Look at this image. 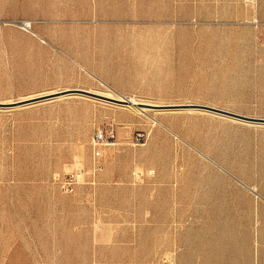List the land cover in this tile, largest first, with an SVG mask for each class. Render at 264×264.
<instances>
[{"label":"rangeland","instance_id":"374dc122","mask_svg":"<svg viewBox=\"0 0 264 264\" xmlns=\"http://www.w3.org/2000/svg\"><path fill=\"white\" fill-rule=\"evenodd\" d=\"M0 103V264H264V0H0Z\"/></svg>","mask_w":264,"mask_h":264},{"label":"built area","instance_id":"2783aa9c","mask_svg":"<svg viewBox=\"0 0 264 264\" xmlns=\"http://www.w3.org/2000/svg\"><path fill=\"white\" fill-rule=\"evenodd\" d=\"M112 137L106 135L103 131H99L94 137V156L96 159L102 157V147L107 145ZM103 170V165L98 162L92 171V183H96L97 174ZM86 172L77 171L64 176H59L56 180L58 187L66 194H75L78 189L85 183Z\"/></svg>","mask_w":264,"mask_h":264},{"label":"water","instance_id":"95a60500","mask_svg":"<svg viewBox=\"0 0 264 264\" xmlns=\"http://www.w3.org/2000/svg\"><path fill=\"white\" fill-rule=\"evenodd\" d=\"M74 93H86V94H89V95H92V96H95V97H99V98H102V99H105V100L112 101L114 103H119V104H123V105H133L136 108L146 107L147 109L162 110L164 108L171 107L169 105H158V104H150V103H144V102H141L139 104H133V103H130V101H128L127 99L120 100V99H116L114 97H108V96H105V95L93 93V92H90V91H87V90H83V89L61 90V91H58L57 93H55L53 95L41 96V97L38 96V97L31 98V99L20 100V101H16V102H13V103H9L8 105H10V106L27 105V104L35 103V102H38V101H43V100L52 99V98L59 97V96L74 94ZM211 109L218 110V111L223 112L225 114L236 116V117H239V118H242V119H245V120H263L264 121V119H255L253 117H247V116L239 115V114H236V113H231V112H228V111L216 109V108H213V107Z\"/></svg>","mask_w":264,"mask_h":264},{"label":"bare ground","instance_id":"6f19581e","mask_svg":"<svg viewBox=\"0 0 264 264\" xmlns=\"http://www.w3.org/2000/svg\"><path fill=\"white\" fill-rule=\"evenodd\" d=\"M58 91H55V92H51V93H47L45 95H41V96H48V95H53L55 93H57ZM39 96V97H41ZM38 97V96H37ZM108 97H114V96H108ZM116 99H120V100H124V99H127L128 101H130V103H133V104H139L141 103V101H139L138 99L134 98V97H128V98H125L123 97V95H119L117 97H114ZM129 107H134L133 105H127ZM136 108V107H135ZM138 110L142 111V112H147V108L146 107H142V108H138ZM151 117V116H150ZM152 119V118H151ZM154 119V118H153ZM155 122H158L156 119H154ZM245 184V183H244ZM253 188V187H252ZM254 190V189H253ZM254 193V192H253ZM257 195V194H256ZM261 199V198H260Z\"/></svg>","mask_w":264,"mask_h":264}]
</instances>
